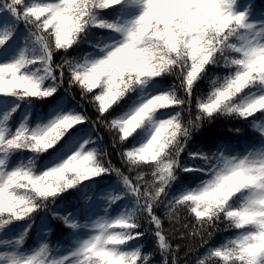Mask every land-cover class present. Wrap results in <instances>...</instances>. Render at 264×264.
Segmentation results:
<instances>
[{"label": "snow or ice", "instance_id": "obj_1", "mask_svg": "<svg viewBox=\"0 0 264 264\" xmlns=\"http://www.w3.org/2000/svg\"><path fill=\"white\" fill-rule=\"evenodd\" d=\"M0 264H264V2L0 0Z\"/></svg>", "mask_w": 264, "mask_h": 264}, {"label": "trees", "instance_id": "obj_2", "mask_svg": "<svg viewBox=\"0 0 264 264\" xmlns=\"http://www.w3.org/2000/svg\"><path fill=\"white\" fill-rule=\"evenodd\" d=\"M262 2H264V0H256V3H257V4H260V3H262Z\"/></svg>", "mask_w": 264, "mask_h": 264}]
</instances>
